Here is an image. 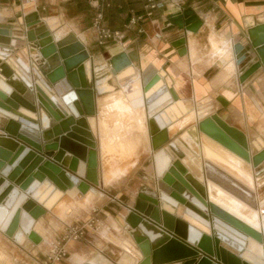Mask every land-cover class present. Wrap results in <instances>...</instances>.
<instances>
[{
	"label": "crops",
	"instance_id": "0c3cea01",
	"mask_svg": "<svg viewBox=\"0 0 264 264\" xmlns=\"http://www.w3.org/2000/svg\"><path fill=\"white\" fill-rule=\"evenodd\" d=\"M154 3L156 8L149 12L146 0H106L102 24L110 30H121L123 38L99 45L92 29L97 10L90 5V0H0V27L10 28L16 39L11 48L10 39L0 36V49L9 51V54L0 52V64L7 63L32 85L33 98L37 99L38 82L58 98L71 91L76 94L69 77L74 76V83L77 79L74 72L70 75L65 72L58 53L48 59L41 58L38 46L27 38L26 17L35 16L44 24L55 45L73 35L88 53V68L86 62L81 67L86 89L92 96L93 114H84V117L96 141L98 185L86 181L85 167L83 176H76L92 190L86 195L77 191L76 198L71 196L69 189L61 191L63 196L52 210L61 223L70 213L83 210L78 217H69L71 223L95 218L105 228L101 232L88 233L82 241L69 242L67 257L55 264H151L150 257H144L138 248L144 237L138 230H131L125 218L134 209L139 190L156 191L159 182L165 183L158 175L155 156L164 151L174 162L176 157L170 146L177 141L198 164L196 171L201 176H204L206 160L246 186L251 185L249 188L255 192L256 187L264 184L255 178L250 154L226 138L210 119L212 115L218 116L242 132L248 144L252 142L258 152L264 150V68L260 66L240 80L241 74L258 61L249 47L248 37L250 31L264 25V0H154ZM187 9L202 23L196 33L172 26L171 15ZM131 21L134 23L130 24ZM259 34H264V30ZM238 43L248 55L239 67L232 53V46ZM122 55L126 56L127 64L116 70V62ZM19 61L27 65V71ZM127 67H131L140 79L149 68L162 73L170 102L158 107L157 110L161 109L152 116L148 105L135 108L131 98L138 91V79H127L122 89L117 79ZM59 69L63 77L52 79ZM103 84L110 90L100 91ZM141 88L145 95L142 82ZM177 103L186 113L174 115L169 111ZM76 105L84 111L78 97L73 103L75 109ZM5 117L0 114V136H7L3 131L8 121ZM152 119L162 126L160 128L168 130L167 141L156 148L149 131ZM185 134L193 146L182 139ZM263 165L262 161L257 166L259 176L264 172L260 169ZM34 172L27 171L20 176L23 180L20 186L11 183L19 194H25L21 188ZM0 177L6 180L1 172ZM134 189L137 191L133 195ZM28 200L38 204L33 198L28 197ZM52 210L44 209V214L35 222L22 212L16 239L7 237L0 229V264H39L45 246L34 243L32 235L38 234L44 240L41 222L53 220ZM158 210L161 212L160 206ZM206 214L209 221L208 212ZM25 219L31 221L28 228L23 226ZM158 225L162 227L161 222ZM63 232L64 229L57 228L54 238H60ZM107 232L115 238L113 243L105 240ZM135 236H139L138 240ZM127 242L131 253L122 249L127 247ZM23 252L29 256L21 262L18 254ZM173 264H184V261Z\"/></svg>",
	"mask_w": 264,
	"mask_h": 264
},
{
	"label": "bare ground",
	"instance_id": "6f19581e",
	"mask_svg": "<svg viewBox=\"0 0 264 264\" xmlns=\"http://www.w3.org/2000/svg\"><path fill=\"white\" fill-rule=\"evenodd\" d=\"M55 40L60 39L55 37ZM61 49L64 56L70 57L69 63L71 64L81 61L88 56L84 45L78 38L75 42L64 45ZM0 52L9 54L8 50L0 49ZM86 61L87 60L84 62ZM19 63L24 70H28L27 65L20 61ZM125 64V60H118L116 62V67L120 69ZM85 67L88 68L87 62L85 63ZM161 76L162 73L159 74L154 68H149L144 71L140 79L131 67H127L117 76V79L120 83V89H122L123 84L127 83V79L130 78L131 81L138 79V91L131 98L135 104L134 107L138 108L148 105L151 111H155L158 107L166 106V104L170 102V94ZM60 77H63V72L59 69L52 79ZM71 78L74 80L73 75ZM141 82L145 86V95L143 94L144 90L141 88ZM14 88H16L19 93L25 94V87L16 74H13L8 79L1 76L0 98L7 97L11 100H16L26 107H19L17 112L24 117L22 118L24 122L23 128L30 132V134L35 135V131L32 129L35 125H33L30 120L37 119V116L33 114L32 107L26 104L19 94L14 91ZM37 90L38 95L36 101L44 106L52 118L56 120L68 118V120H66L69 123L72 122V120H70L71 116L76 118L77 122L73 125L71 132L61 136L60 145L65 155L68 153L71 155L67 156H69L70 160L72 159V166L79 160L77 174L80 177L83 176L87 156L86 149L88 146L95 147L96 141L90 131L87 118H80L77 110L73 107V103L77 98L76 94L71 91L62 98H58L50 94L48 89L41 82L37 83ZM102 90H110V87L103 84L100 88V91ZM59 91L61 92L62 89H59ZM26 97L31 101L34 99L29 92L26 94ZM10 103H12V101H10ZM169 111L173 112L174 115L186 113V110L183 109L179 103L171 107ZM0 114L8 117L12 115L7 112L6 106L2 103H0ZM44 125L46 126L45 118ZM160 127L162 126H159L156 120L152 119L150 121L149 131L151 130L152 133L154 148L165 143L168 139L167 128ZM55 130L58 132L61 129L57 127ZM182 139L190 146H193L188 135H183ZM170 148H172L175 153L176 159L174 162L171 161V158L164 151L156 154L155 162L158 175L162 177L166 184H172L174 191L169 189L165 183H158L157 190L161 194V212L154 210L151 217L155 220L162 217V222L165 226L172 229L176 234L186 238L191 243H197L202 250L209 252L211 231L209 228L208 216L206 214L208 212L206 204L210 203L214 213L227 219L230 223L247 234V236H243L234 231L231 227L223 225V229L219 228L215 232L216 237L222 241V252L224 253L226 249L230 248L231 251L239 253L238 256L249 264H264V198L259 200L256 192L249 188L251 185L246 186L209 161L205 160L204 176H201L196 171L198 164L194 162L193 158L189 156V153L178 141L171 144ZM243 151L250 154L249 160L252 168L257 167L264 160V150L255 155H251L248 144V150ZM38 161L39 158L29 166L28 171H35V165H37ZM91 163L93 164V159ZM1 166L2 162H0V167ZM168 169L170 170L169 173H165ZM10 170L11 169L8 167L4 174L7 175ZM67 176L74 183L73 188L69 189L71 190L70 194L72 197L76 198L77 191L80 192L77 188V183H79L78 177L70 171H67ZM256 177H259V173H255V178ZM203 180H205L206 183H204ZM22 181V178L18 181L19 186L22 184ZM263 185L258 186V188ZM82 189L85 195L92 190L91 187L85 185H82ZM21 191L25 194H19V191L16 190L10 182L0 177V229H2L7 237L14 239H16L20 231L19 221L22 212L28 214L30 220L35 222L44 214V209L51 211L54 205L63 196L61 190L49 181V179L40 183L35 180L33 176L23 184ZM149 193L154 194L155 191L150 190ZM28 197L30 199H35L38 204L33 203L32 200H28ZM136 208L143 212L146 210V205L142 202H138ZM175 215L179 218H175ZM31 221L25 219L23 221L24 228H28ZM225 228L236 232L238 239L235 238L232 240L228 238V232ZM200 233H204V237L200 238ZM36 237H39V235H32L33 240L36 239ZM138 237L135 236L137 240ZM243 240H245L246 243H244ZM260 240H262V244ZM126 245L127 247L122 249L131 253L130 244L127 242Z\"/></svg>",
	"mask_w": 264,
	"mask_h": 264
},
{
	"label": "water",
	"instance_id": "95a60500",
	"mask_svg": "<svg viewBox=\"0 0 264 264\" xmlns=\"http://www.w3.org/2000/svg\"><path fill=\"white\" fill-rule=\"evenodd\" d=\"M170 20L172 21V26H177L180 29L184 28L186 31L192 33H196L202 25L201 21L190 9L171 15ZM24 22L26 24V28L28 29L27 38L29 41L38 46L41 58L48 59L58 53L61 56L65 72L68 73V75L73 72L76 74V83H74L70 77L69 80L72 82V85L76 90V95L81 100L84 109L83 111L76 105L78 116L80 118H84V114L92 115V96L90 91L86 89L81 67V64L88 59V56L81 61L71 64L69 63L70 57L64 56L61 49L64 45L75 42L77 40L76 37L69 35L55 45L46 26L37 20L35 16L31 15L26 17ZM262 30H264V25H261L249 32V47L252 54L258 58V61L248 67L246 71L241 74V81L246 79V77H248L260 66L264 68V34H259ZM0 36L10 39L9 46L11 48L15 46L16 39L13 37L12 30L10 28L0 27ZM232 53L235 58L236 66L238 67L244 64L247 60V52L239 43L232 46ZM125 57L126 56L122 55L120 60H124ZM125 62L127 64L126 60ZM115 68L116 70H119L116 66ZM13 74H16L22 82V85L25 87V94L19 93L16 88H14V91L19 94L21 99L26 104L32 107L33 114L38 116L37 119L32 121L30 120V122L35 125L34 128H32L35 131V135L30 134V132L23 128L24 122L22 118L24 117L17 112L19 107L25 106L18 101L11 100L7 97L0 98V103L6 106L8 113L12 114H10L11 116L9 117L6 116L8 118V122L6 123L3 131L7 136H0V162H2L0 172L2 173V177L6 178V180L10 183H18L21 179H19V177H22L24 173L28 171L27 169L29 166L33 164L37 158H39L37 165H35L36 172H34L33 175L35 180L41 183L45 180V178H47L61 191L72 189L74 183L68 178L66 171H70L72 174L77 175L79 160L72 166V159L70 160L69 156H67L70 154L68 153L65 155L60 143L61 136L71 132L73 125L77 122L76 118L71 116V123L67 122L68 118H66L67 120H62L61 118L56 120L55 118H52L43 105L37 101L36 103L34 99L31 101L26 97L27 91L33 96L32 85L24 77L20 76L13 69H11L7 63L0 64V76L8 79ZM10 101H12V103H10ZM158 110L151 111L148 106L150 116ZM44 118L46 119V126L44 125ZM210 119L227 138L243 150H248V142L242 132L229 126L216 115L210 116ZM52 122H56V125H52ZM57 127L61 129L58 132L55 130ZM198 129L200 131L199 125ZM86 154L85 179L92 185L97 186L96 146H88ZM92 159L93 164L91 163ZM8 167L11 170L6 175L4 173ZM78 182L77 188L84 194L82 185H88L81 182L79 179ZM166 185H168L169 189L174 191L172 184ZM149 191L150 190L147 188L141 189L134 209L129 211V214L125 218V223L131 230H138L144 237L143 240L139 241L138 248L144 257H150L151 264H173L180 263L182 261H184V264H249L238 256L239 253L231 251L230 248L226 249L224 253L222 252V241L216 237L215 232L219 228L223 229V225L231 227L234 231L243 236H247V234H245L237 226L230 223L227 219L214 213L210 203L206 204L209 214V228L211 231L210 251L208 252L202 250L197 243H191L186 238H183L182 236L176 234L172 229L165 226L162 222V217H159L157 220L151 217L154 210L159 212L158 206L159 202H161V194L160 192L150 194ZM138 202H142L146 205L145 211L142 212L137 210L136 205ZM160 222L162 223V227L158 225ZM225 230L228 232V235L226 234L228 238L232 240L235 238L238 239L236 232L227 230V228H225ZM202 237H204V235L200 233V238ZM243 241L246 243L245 240ZM260 243L262 244V240H260Z\"/></svg>",
	"mask_w": 264,
	"mask_h": 264
},
{
	"label": "built area",
	"instance_id": "2783aa9c",
	"mask_svg": "<svg viewBox=\"0 0 264 264\" xmlns=\"http://www.w3.org/2000/svg\"><path fill=\"white\" fill-rule=\"evenodd\" d=\"M147 8L150 11L156 8L154 0H146ZM106 0H90V5L97 10V13L92 22V29L96 35L97 43L102 45L108 41L118 42L123 38V33L120 30H110L103 26V7ZM150 15V14H148ZM131 21L130 24H133ZM105 227L95 218H91L82 223H71L64 228L63 235L58 239H50L45 244V252L39 262V264H55L64 260L68 253L66 245L69 242L82 241L86 238L88 233L101 232V229Z\"/></svg>",
	"mask_w": 264,
	"mask_h": 264
},
{
	"label": "rangeland",
	"instance_id": "374dc122",
	"mask_svg": "<svg viewBox=\"0 0 264 264\" xmlns=\"http://www.w3.org/2000/svg\"><path fill=\"white\" fill-rule=\"evenodd\" d=\"M36 95V94H35ZM35 99V102H36V98H34ZM37 103V102H36ZM38 109V108H37ZM39 110V109H38ZM37 110V111H38ZM38 116V115H37ZM198 118H199V115H198ZM5 119L6 120H8V118L7 117H5ZM3 120V119H2ZM8 122V121H7ZM7 122H5V123H7ZM6 125V124H5ZM5 125H4V127H5ZM199 130V129H198ZM252 142H250V145H249V147H250V150H251V154L252 155H255L256 153H258V151H257V149L253 146V144H251ZM263 162H264V160H263ZM264 166V165H263ZM263 166H261L260 167V169H263V171H264V167ZM253 171L255 172V173H258L259 172V168H257V167H255V168H253ZM256 178H258L260 181H264V172H263V174L261 175V176H259V177H256ZM260 181H258V182H260ZM258 182H256V185H258L259 183ZM83 183H85V182H83ZM257 189H256V192H257V197H258V199L260 200V199H263L264 198V187H260V188H258V187H256ZM149 190H151V189H149ZM137 190L136 189H134L133 190V195H134V193L136 192ZM153 191V190H152ZM141 192V190H139L138 191V193H140ZM155 192H157V193H159V191L158 190H156ZM81 193V192H80ZM137 199V198H136ZM138 200V199H137ZM70 201H71V198H70ZM159 206L161 207V202H159ZM84 209V208H83ZM77 209H75L74 211H76ZM73 211V212H74ZM83 211V210H82ZM82 211H80V212H75V213H70L69 215H68V217L66 218V219H64V220H62V222L63 223H61V221H57V219L55 218V215H57L56 214V212H55V210L53 209L52 210V213H53V220L50 222V221H45L44 222V224H43V222H41V226H42V229H43V237H44V240H42V238H41V236H39V237H36V239H32L33 240V242L34 243H36V244H40V243H44V242H46V241H48V240H50V239H55L54 238V235H53V233L55 232V230L57 229V228H61V230H63L64 228H65V226L66 225H69L71 222H72V220L70 219L71 217H74V216H76V217H78L79 215V213H81ZM84 211H85V209H84ZM70 217V218H69ZM61 223V224H60ZM62 225H63V227H62ZM44 227V228H43ZM105 227H103L101 230H103ZM106 239L105 240H108V241H111L112 243H113V241L115 240V238L112 236V235H110L109 234V232H107L106 233ZM44 241V242H43ZM45 245V244H44ZM18 255H20V258H19V261L21 260V262H23V260H26V258L29 256V254H27L26 252H23V253H20V254H18ZM17 258V257H16Z\"/></svg>",
	"mask_w": 264,
	"mask_h": 264
}]
</instances>
